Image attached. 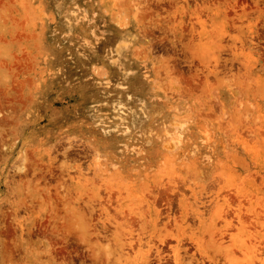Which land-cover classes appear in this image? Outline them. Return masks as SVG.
Wrapping results in <instances>:
<instances>
[{"label": "rangeland", "instance_id": "obj_1", "mask_svg": "<svg viewBox=\"0 0 264 264\" xmlns=\"http://www.w3.org/2000/svg\"><path fill=\"white\" fill-rule=\"evenodd\" d=\"M0 264H264V0H0Z\"/></svg>", "mask_w": 264, "mask_h": 264}]
</instances>
